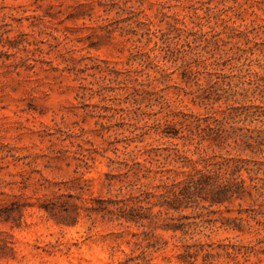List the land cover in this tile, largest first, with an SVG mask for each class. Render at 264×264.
<instances>
[{
	"label": "rangeland",
	"instance_id": "rangeland-1",
	"mask_svg": "<svg viewBox=\"0 0 264 264\" xmlns=\"http://www.w3.org/2000/svg\"><path fill=\"white\" fill-rule=\"evenodd\" d=\"M214 119L258 141L223 150L251 160V195L172 211L167 221L183 230H156L155 247L144 228L86 209L202 168L207 142L184 147L163 131ZM21 174L36 206L20 228L0 221L17 251L0 264H121L144 252L154 264H184L187 245L199 251L187 256L194 264H264V0H0V202L21 193L11 184ZM43 178L92 180L75 200L77 224L39 209L52 194L34 192Z\"/></svg>",
	"mask_w": 264,
	"mask_h": 264
},
{
	"label": "trees",
	"instance_id": "trees-1",
	"mask_svg": "<svg viewBox=\"0 0 264 264\" xmlns=\"http://www.w3.org/2000/svg\"><path fill=\"white\" fill-rule=\"evenodd\" d=\"M205 121L211 120L207 117ZM201 120L198 119V122ZM183 127L168 126V130L163 131L164 137L183 141L184 147L190 145H201L208 143L205 148L206 155L203 156V167L195 166L189 171H180L174 177H167L159 185L154 186L156 192L140 189L138 192H130L127 197H110L108 199H97L99 206H85L96 214H102V218L110 223H115L118 226L131 228L136 226L144 228L145 240L149 241L150 247L159 245L162 236L155 233L158 229L172 230L177 232L183 230L181 225L177 223H169L171 212H182L193 207L204 208L208 203L210 207L221 206L227 203H234L236 200H242L247 195H251L253 187L247 184L243 177L244 171L249 173L255 172L254 168L250 167L251 160L242 157L226 156L223 150L230 153L232 150L237 152H245L247 149L254 150L257 139L254 137L246 138L243 135L236 134L227 130L223 120L214 119L213 122L206 126L197 124L193 126L190 123L182 122ZM170 129V130H169ZM253 140V141H252ZM176 145L178 155L182 156L181 150ZM218 149L219 152L215 150ZM213 154L210 155L209 151ZM109 186L113 185V177L109 174ZM22 180L11 182L18 186L19 195H13L10 204H4V200L0 202V221L5 224H10L12 228L22 227L27 224L25 212L29 208L36 206L32 202L31 197L27 196L25 191L30 188L31 177L21 174ZM253 181L255 178L250 177ZM92 180L86 179L78 184L67 187L68 182H52L47 178L39 179L36 184L35 193L52 189V194L45 195L46 198L40 202L39 209L44 210L50 219H53L57 224H77L80 219V206L75 200H82L86 190H90L89 183ZM62 184H65L66 190H80L79 195L72 192L63 191ZM56 189V190H55ZM4 193H0V196ZM7 194V193H5ZM10 195V194H9ZM157 208V211L155 209ZM92 219V214L87 215ZM187 218L186 215H181V218ZM149 229V230H147ZM147 230V231H146ZM187 234V231H185ZM138 234H134L137 236ZM13 235L7 231H0V259L2 258H17V251L13 246ZM167 244V242H166ZM192 246L187 245L185 253L179 254L181 262L184 264H194V261H189V258L197 256L199 251L191 252ZM159 250V249H158ZM193 255V256H192ZM142 259L143 262L139 260ZM154 264L152 259H149L146 252L138 258H127L121 264Z\"/></svg>",
	"mask_w": 264,
	"mask_h": 264
}]
</instances>
